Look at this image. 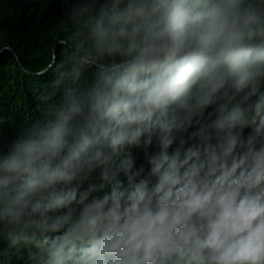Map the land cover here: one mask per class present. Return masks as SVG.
<instances>
[{"label": "clouds", "instance_id": "1", "mask_svg": "<svg viewBox=\"0 0 264 264\" xmlns=\"http://www.w3.org/2000/svg\"><path fill=\"white\" fill-rule=\"evenodd\" d=\"M62 23L0 154L3 264H264V0H76ZM154 138L147 175L115 163Z\"/></svg>", "mask_w": 264, "mask_h": 264}, {"label": "trees", "instance_id": "2", "mask_svg": "<svg viewBox=\"0 0 264 264\" xmlns=\"http://www.w3.org/2000/svg\"><path fill=\"white\" fill-rule=\"evenodd\" d=\"M75 3L76 0H0V154L7 153L25 123L38 114L37 97L51 75L44 69L57 40L67 30V25L62 22ZM55 52L58 55L59 48H55ZM212 111L211 107L208 108L205 118ZM198 127L194 123L181 137L187 141L188 135ZM247 131L245 129V134ZM177 146V143L171 145L168 154L171 155ZM158 150L154 138L147 149L119 147L114 161L119 165L130 155L133 170L143 167L144 175H147L150 168L148 158ZM100 171L94 173L92 181L98 185L105 183L100 179ZM116 180L123 187L128 186L123 171L117 174ZM108 189L106 185L95 194L103 195ZM7 243L6 239H0V251L7 248ZM0 264H3L2 258ZM8 264H22V260L12 258Z\"/></svg>", "mask_w": 264, "mask_h": 264}]
</instances>
